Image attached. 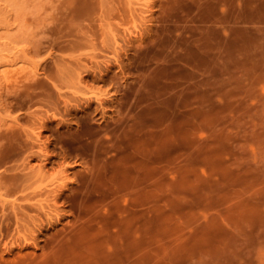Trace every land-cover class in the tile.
Masks as SVG:
<instances>
[{
  "label": "rangeland",
  "instance_id": "rangeland-1",
  "mask_svg": "<svg viewBox=\"0 0 264 264\" xmlns=\"http://www.w3.org/2000/svg\"><path fill=\"white\" fill-rule=\"evenodd\" d=\"M0 264H264V0H0Z\"/></svg>",
  "mask_w": 264,
  "mask_h": 264
}]
</instances>
